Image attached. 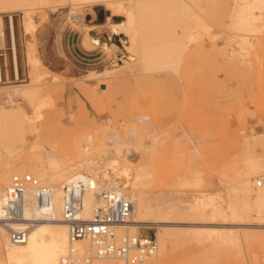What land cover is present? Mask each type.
<instances>
[{
    "label": "rangeland",
    "instance_id": "obj_1",
    "mask_svg": "<svg viewBox=\"0 0 264 264\" xmlns=\"http://www.w3.org/2000/svg\"><path fill=\"white\" fill-rule=\"evenodd\" d=\"M122 1L130 8L138 2L145 13L142 22H134L137 32L130 50L123 46L127 43L124 33L116 37L128 57H123L118 45H113L106 50L110 57L107 64L77 71L75 78L66 77L62 37L69 31V25L87 28L86 15H94L91 6L67 5L56 9L44 6L0 12L5 14L4 40L0 39V43L6 47L9 72V77L0 81V105L4 98H9L12 102L4 104L20 107L27 116L26 140L19 146L18 155L13 152L16 149L8 147L13 152L9 153L8 148L0 145V174L6 165L18 168L19 158L25 154L39 153L44 157L46 149L53 150L60 163L61 155L66 158L61 164L68 167L77 156L94 158L96 163L117 156L136 167L145 160L153 142L145 132L140 139L130 136L124 127L136 114H143L158 133L150 159L152 176L157 181L152 177L144 191L170 192L183 197L198 192L219 199L237 184L243 166L239 155L244 152L246 140L253 133L264 134V3L255 2L250 18L239 23L234 15V0H197V6L194 0ZM169 1L176 5L177 13L169 7ZM187 10L209 28L207 25L206 31L198 28L195 17H187ZM9 15L15 36L17 77L10 50ZM73 16L78 17L73 20ZM108 20L114 22L111 16ZM162 20L173 25L165 28ZM28 21L32 25L25 33L23 25ZM188 35L194 38L186 41ZM183 41L186 43L178 48ZM31 54L39 57L37 69L30 65ZM1 63L5 66L2 59ZM28 83H35L39 94L32 102L16 94L14 102L10 97L12 91L22 87L14 85ZM71 84L78 94L72 91ZM113 132H119L117 138L112 137ZM181 142L192 150L190 158L179 153ZM186 169L190 170L184 175ZM175 175L183 176L175 178ZM255 177L258 178L251 179ZM7 182L0 179V187ZM226 220L223 214L219 216L220 222ZM178 222L171 220L167 225L176 231L180 228L189 231L174 233L177 242L170 250L171 264H187L190 260L199 264L210 248L209 236L215 230L244 231L249 249L259 251L264 245V220L260 221L253 211L241 226L197 224L192 219L184 224ZM152 228L158 231L157 227ZM232 247L224 245L212 254L214 264H228L234 252ZM262 251L264 254V247L259 255Z\"/></svg>",
    "mask_w": 264,
    "mask_h": 264
},
{
    "label": "bare ground",
    "instance_id": "obj_2",
    "mask_svg": "<svg viewBox=\"0 0 264 264\" xmlns=\"http://www.w3.org/2000/svg\"><path fill=\"white\" fill-rule=\"evenodd\" d=\"M194 1L195 6H197V0ZM234 2V15L238 17L239 23H245V21L250 18L249 15H252L251 8L254 3H264V0H234ZM67 5H71V8L75 5H78L79 7H83L84 5L89 7L102 5L103 8L109 12V14L106 15L107 18L110 16H120L121 19L119 21L111 22L110 27L114 33H124L127 43L123 46L129 50L135 42V35L137 32L133 27L134 22L137 24L142 22L145 16L144 10L138 2L135 1L132 4V8H130L122 0H0V12L11 11L14 9L29 11V9L32 7L40 8L44 6L56 9L58 7H67ZM169 7L174 12H176V5L173 4L172 1H169ZM220 10L221 8L219 11ZM186 14L188 18L197 16L195 15L192 17V13L188 10ZM9 18V37L14 60V73L17 77L18 71L12 16L9 15ZM194 19L196 24L200 25L198 28L200 27L202 31H206V27L204 26L207 24L199 17H195ZM161 23L165 28L171 27L173 25V23H168L166 20H162ZM31 25V21H28L23 25L25 33L28 32V30L31 28ZM0 26H3L2 15H0ZM86 27L89 28L90 26ZM207 27L209 28L208 25ZM193 38L189 37L188 35L186 41H191ZM1 39L4 40V34H2ZM186 41H183L181 44H179L178 48L182 47ZM38 59L39 57L36 58L33 54L29 55L28 57V60L31 63L30 65L34 67V69H37V65L39 63ZM14 86L22 87L12 91L10 97L19 94L25 99L27 98L28 102H32L33 98H36V95L39 94V88L36 87L35 83ZM9 92L11 93V91ZM9 100V98H4L5 103H7ZM13 101L15 102V98ZM4 102H2L3 104L1 103L0 105V145L3 148L10 147V149H16L13 152L15 155H18L19 151H21L19 146L24 144L23 142L26 140L24 122L26 121L27 116L20 107H16L13 104V106H8L5 105ZM148 119L149 117L147 115L136 114L135 118L131 120L129 119L130 122L128 124L125 123L126 125L124 127V132L129 133L130 136L136 137L137 139H140L142 136L141 133L145 132L151 137L154 147V142L158 136V133L155 130L156 128L152 126ZM118 135L119 132H113L112 137L117 138ZM263 137L264 134L262 132L256 134L253 133L251 135V139L246 140L244 152L242 150L243 154L240 153L239 155V157H242L241 159L243 166H241V172L238 173L237 184L233 188L224 192V195H220L219 199L216 197L206 196L198 192L191 193L189 197H183L182 195L170 192L162 193L151 191L147 193L144 191V186L151 183L150 181L153 177V164L150 161L153 154V147L149 149L145 160L136 167L130 166L117 156L105 158L100 163H96L95 160H93L94 158L77 156L73 161L71 160L74 164L72 166L69 165L70 167H68V165L65 166L64 164H61L62 161H66V158L65 160L62 159L63 156L61 155V163L60 161L58 162V159H55L53 150L51 152L50 149H46L45 153H43L45 154L44 157H42L39 153L25 154L23 157L19 158L20 166L18 168H16L13 164L9 166L6 165L4 168H2L1 172H3V174H0V179L6 182L9 180L8 178L11 177L9 175L10 173L15 172L14 174H21L17 172L26 170L27 173L38 178L41 183L52 186L54 189V196L51 210L54 216L52 219L40 220L34 223L29 228L25 239L21 242L10 241L7 237L5 229H0V264H58L60 257L65 255L71 248L75 249L78 253H84L93 249L88 239H78L73 241L69 239L67 225L65 221L62 220L61 216L62 185L76 176L86 175L92 178L93 185L95 187L98 185L103 187L120 185L122 189L126 191L128 197L133 203V212L128 222L119 225L116 228V238H120L125 230L129 232L130 230H134L131 232H138L141 227H157L158 231L155 232L158 244L156 264H171V259L169 258L170 250L173 249V246H176L175 243L177 242L175 237L176 235L174 236V233H186L189 231L187 228H180L177 229V231L173 230V228L171 229L172 226L169 228L167 224H169L171 220H175L176 222L179 221L183 224L186 223L187 219H192V222H196L197 224L211 223V225H217L220 223H229L234 226H241L247 223V217L253 211L255 214H257L258 219L262 221L264 220ZM34 143L32 146L30 145L32 149ZM185 144L181 142L179 153L182 152L184 155L190 158L193 155V152L190 149L187 150L185 148ZM10 149L8 148V151ZM13 152H11V150L9 151V153ZM75 168L77 169L76 171L74 170ZM48 169H52V171L48 172ZM189 170L190 169H186V174H183L187 175ZM181 171L179 170V172ZM175 176V178H177L183 175ZM253 176H257L258 178L262 179V184L260 186L256 185V180L258 178L255 177L253 180L251 179ZM5 177H7L6 180L4 179ZM153 179L155 178L153 177ZM162 179L164 180L163 177ZM155 181L157 180L155 179ZM252 183L254 186L253 193L251 192ZM221 201L223 202L224 206L221 205ZM83 203L84 206L81 217L83 219H90L92 216L93 206L95 204V196L91 190H88L85 193ZM33 213L34 209L29 207L25 212V216L30 217ZM221 214L226 217V222L219 221V216ZM25 223L26 221H22L19 224L24 225ZM170 240H173L171 244H169ZM209 240L210 248H208V252L204 255V257H202V261L199 264H214L215 257L212 254L218 253L224 247V245H231V247L233 246L231 251L233 249L234 252L230 257L228 264H264V259L262 258L264 255L263 251L260 254L262 257L259 255V251L263 249L264 245L261 247V249L258 248L259 251H257V249H249L248 245L246 244L248 238L246 237L244 231L239 232L231 230L229 233H225L215 230L209 236ZM194 261L195 260L187 261V264H198ZM92 264L123 263L119 259H96Z\"/></svg>",
    "mask_w": 264,
    "mask_h": 264
},
{
    "label": "built area",
    "instance_id": "obj_3",
    "mask_svg": "<svg viewBox=\"0 0 264 264\" xmlns=\"http://www.w3.org/2000/svg\"><path fill=\"white\" fill-rule=\"evenodd\" d=\"M4 27L0 26V39ZM5 45L0 43V58L5 56ZM262 179L256 180L260 186ZM95 196L90 219L81 217L85 193ZM52 186L43 184L29 173L14 174L0 187V229H5L12 242H21L29 228L40 220L53 218ZM31 207L34 213L25 216ZM133 203L120 185H93L92 178L76 176L62 185L61 216L71 241L88 239L93 249L78 253L71 248L61 256L58 264H92L96 259H119L123 264H156L158 244L153 228L141 227L138 232L125 231L116 238L115 230L130 219ZM26 221L24 225L19 223ZM142 229V230H141ZM145 229V230H144Z\"/></svg>",
    "mask_w": 264,
    "mask_h": 264
},
{
    "label": "crops",
    "instance_id": "obj_4",
    "mask_svg": "<svg viewBox=\"0 0 264 264\" xmlns=\"http://www.w3.org/2000/svg\"><path fill=\"white\" fill-rule=\"evenodd\" d=\"M4 15H2V17H4ZM77 17L73 16V20ZM86 17L84 26H90L89 28H75L69 25V31L62 37V50L66 58V68L68 69L67 78H75L77 71L85 72L93 70L96 67L104 66L110 60L106 50L110 49L113 45H118V40L116 39L118 34L112 31L110 27L111 22L106 16H104L102 22L101 20L95 19V16L92 14L86 15ZM99 17H101V15H99ZM118 48H120L119 50H121L120 53L123 54V57H128V53L123 51L119 45ZM117 53H119V51ZM1 59L4 61L5 66H2ZM6 61L7 56L5 50L4 58H0V81H3L4 77H9ZM72 73L74 75L70 76L69 74ZM71 86L72 91L78 94L74 88V84H71ZM74 96L75 95L72 97Z\"/></svg>",
    "mask_w": 264,
    "mask_h": 264
},
{
    "label": "water",
    "instance_id": "obj_5",
    "mask_svg": "<svg viewBox=\"0 0 264 264\" xmlns=\"http://www.w3.org/2000/svg\"><path fill=\"white\" fill-rule=\"evenodd\" d=\"M89 9H91L94 12L95 19L101 20V22L103 21L104 16L109 14V12L107 10H105L102 5H95L93 7H90ZM99 15H101V17H99ZM111 19L113 21H119L121 19V17L120 16H111ZM103 86L104 85H102V87Z\"/></svg>",
    "mask_w": 264,
    "mask_h": 264
}]
</instances>
